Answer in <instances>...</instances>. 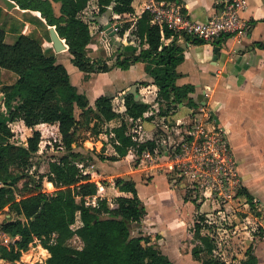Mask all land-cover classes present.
I'll list each match as a JSON object with an SVG mask.
<instances>
[{"label":"trees","instance_id":"16d2710c","mask_svg":"<svg viewBox=\"0 0 264 264\" xmlns=\"http://www.w3.org/2000/svg\"><path fill=\"white\" fill-rule=\"evenodd\" d=\"M13 1L22 10L39 12L46 24L54 27L67 46L72 64L86 75L106 72L114 67L128 69L135 62H144L147 76L158 88L157 101L161 114L175 109L180 103L194 106L190 97L194 87L175 83L176 67L184 59L183 48L174 39L169 44L163 43L162 37L176 34L165 26L161 29L152 24L148 12H142L133 25V33L147 47L135 51L132 46L123 45L112 37V55L108 59L93 60L86 52L91 38L88 23L81 17L90 0ZM52 2L59 3V14L55 13ZM96 2L100 13L111 6L116 14H133L139 6V0ZM129 25V22L123 25L120 36ZM185 37L193 43L205 42ZM4 38V31L0 28V67L13 72L16 81L2 86L8 116L0 114V211L7 208L10 216L0 223V229L14 241L0 245V259L17 264L22 252L39 241L48 256L45 264H174L157 245L148 242V237L132 232L135 223L140 222L145 213L133 180L121 177L113 180L114 187L128 195H111L109 199L105 195L98 199L96 206L86 205V197L97 194V185L89 174L79 168L78 162H83L84 157L73 146L77 131L83 126L88 127L91 114L95 118L94 125L120 116L121 110L129 117L137 118L147 111L149 104L136 99L133 94H125L113 105L112 96L100 95L91 107L86 96L71 83L64 65L56 61L54 53L43 51L38 39L20 34L10 44ZM220 41L217 40L218 43ZM14 101L17 103L13 105ZM76 109L80 111L78 117ZM5 118L10 121L20 119L27 127L40 123L56 124L65 153L51 160L48 171L39 177L28 174L25 169L31 155L38 151L41 134L33 130L26 139V145L12 142L13 133ZM125 128V123H121L113 130L118 141L115 150L119 157L126 155L128 147L134 144L125 135ZM144 145H140L138 151ZM147 145L152 146V143ZM108 159L118 158L110 156ZM44 177L52 183V192L42 189ZM21 179H25L24 192L17 197L14 186ZM241 193L252 206V196L247 190L242 188ZM192 201L197 206L196 201ZM205 220L199 215L193 225V232L200 243L193 247L192 255L202 264H225L213 256L212 238L201 233L207 228ZM53 235L54 241L51 240ZM73 236L80 239L81 247L70 244ZM24 256L30 257L28 253ZM256 262L253 248L249 246L240 264Z\"/></svg>","mask_w":264,"mask_h":264},{"label":"crops","instance_id":"0c3cea01","mask_svg":"<svg viewBox=\"0 0 264 264\" xmlns=\"http://www.w3.org/2000/svg\"><path fill=\"white\" fill-rule=\"evenodd\" d=\"M11 1L15 3V6L7 10L0 0L2 9L0 28L4 31V40L11 44L18 35L25 34L38 39L43 51L52 52L55 56H58V53L67 54L68 63L61 64L66 68L69 77L72 72L71 83L79 93L86 96L91 107H94V100L100 95L112 96V104L115 105L135 85L138 99L149 104L146 112L158 110L159 116L168 117L171 124L168 130L172 136H177L178 132H182L187 127L193 109L203 103L210 109L215 123L223 127L226 132L232 153L237 160L243 188L252 196L253 203L250 206L244 194L239 199L243 205V214L231 215L233 219L230 224L233 226L231 233L222 226L218 227L217 224L219 238L212 240L213 256L221 259L225 264H230L229 257L236 264H240L245 258L246 249L252 246L257 260L256 264H264V190L260 186V183L264 181V0L247 1L242 16L248 21L249 28L239 41L223 38L219 43L217 41L193 43L180 35L162 37L164 44H169L174 39L183 48L184 59L176 67V85L190 84L194 87V91L190 94L194 106L180 103L175 109L165 114H161L160 104L157 101L158 88L147 76L144 62H135L128 69L114 67L106 72L86 75L72 64L67 48L60 52L53 49L50 37L47 39L44 35L46 27L49 30L50 26L46 24L39 12L22 10L15 1ZM141 1L139 0L136 13H133L136 18L140 13ZM173 1L193 21L206 20L218 11L224 2V0ZM52 5L55 13L59 14V3L52 2ZM89 11L92 13L89 14ZM115 14L111 6L105 12L100 13L96 0H90L88 6L81 12V17L87 21L89 30L96 34V36H91L86 46L87 55L91 59L110 57L107 53V46L100 40L99 33L108 23L115 21L124 20L125 23H130L129 38L133 41L130 46L135 48V51L147 47V44L133 33L135 24L133 16L123 14L120 20H115ZM86 15L90 17L86 18ZM110 35L114 36L112 33ZM98 47L102 49L101 54L98 53ZM215 47H218L217 52L214 50ZM107 62L111 64V61ZM15 81L16 75L13 72L0 67V114L5 117L8 116V107L2 86ZM141 81H147V83L139 84ZM204 91L208 92V98L203 96ZM12 103L14 105L17 102ZM120 114L104 123L109 127L108 135L111 138L108 142L110 156L118 158L111 160L110 163L116 164L127 160L128 168L105 169L107 164L101 163L97 167V160H93L86 173L91 175L95 182H100V180L108 182V187L105 189L108 199L111 195H128L114 187L113 180L116 177L133 180L138 197L145 209L140 222L133 226V234L148 237V242L157 245L174 264H202L201 260L194 259L192 255L193 247L200 243L193 232V225L199 215L205 217L206 223L213 224L216 222L215 214L223 216L227 208L212 206L213 203L208 200L191 198L189 200L183 195L182 183L171 182L168 174L161 169H148L143 164L130 165L137 161L133 150H127L126 155L119 157L115 150L116 139L113 136V130L121 123L128 122V115L123 110ZM153 118L154 115L142 117L143 136L150 139L147 143L152 144V139H156L159 134L162 135V131L165 130V127L159 128L161 126L155 125L151 121ZM5 121L9 127L13 123L22 124L30 133L37 130L42 136L45 135L40 130L42 127L47 130L54 127L58 132L56 124L40 123L34 127H27L20 119L10 121L5 118ZM11 131L13 132L12 129ZM59 136L61 137L60 134ZM164 136H166L165 133ZM21 144L26 145V141ZM36 153H41V150L39 149ZM47 184L52 185L49 181ZM192 200L197 202V206ZM208 203L211 207L205 209L204 206ZM0 216V223L10 216L7 208L0 211ZM254 226H258L257 231ZM38 246L46 251L41 244ZM0 264L10 263L0 259Z\"/></svg>","mask_w":264,"mask_h":264},{"label":"built area","instance_id":"2783aa9c","mask_svg":"<svg viewBox=\"0 0 264 264\" xmlns=\"http://www.w3.org/2000/svg\"><path fill=\"white\" fill-rule=\"evenodd\" d=\"M248 0H224L218 11L204 21H193L181 10L174 1L142 0L139 16L146 11L150 14V22L161 29L165 26L180 36L202 39L205 42H215L223 38L237 41L245 35L249 28L248 21L242 16ZM127 14V13H124ZM132 15L134 19L136 16ZM123 14H115V20H120ZM125 21L108 23L99 33L100 40L107 46V53L112 55L111 38L115 37L123 45H132L129 30L123 29ZM91 36L95 35L90 30ZM203 96L208 98V92ZM158 110L144 112L142 116L132 118L128 116L125 123V135L130 137L133 145L127 150L135 152V159L139 165L146 168H157L164 171L173 183H182L186 197L203 200L209 199L225 207L232 201L239 200L243 194V183L238 171L237 160L234 157L223 127L215 123L214 117L205 104L192 110V116L187 127L172 136L168 130L171 124L167 116H159ZM154 115L151 120L155 125L165 127L162 135L156 136L152 146L147 145L150 139L144 138V123L142 117ZM162 130V129H161ZM164 133L166 136H164ZM113 136H115L113 134ZM118 144V141L115 142ZM145 144L138 151V147ZM85 173V172H84ZM97 194L86 197V205L96 206L101 191L105 186L96 182ZM55 235L52 237L54 241ZM14 241L0 229V245H8Z\"/></svg>","mask_w":264,"mask_h":264},{"label":"rangeland","instance_id":"374dc122","mask_svg":"<svg viewBox=\"0 0 264 264\" xmlns=\"http://www.w3.org/2000/svg\"><path fill=\"white\" fill-rule=\"evenodd\" d=\"M91 13L92 11L91 12L89 11V14ZM87 16L89 15H86V18L90 17V16L89 17ZM47 30L48 29L46 27L44 31V35L47 39H49V34ZM89 51H91V48H89ZM101 52H102L101 47L100 48L98 47V53L101 54ZM66 55L62 53H58V56H56L57 61L63 64H67L69 59ZM70 78L71 80L73 79L72 72L70 74ZM79 114H80V111L76 109L75 115L78 117ZM90 118L92 119L88 127L83 126L82 128H79V130L77 131L76 142L73 145L75 150L81 152V154L84 157L83 162H78V165L81 171L86 173L89 170L90 164L93 162V160H97V163H98V164L96 163L97 167L101 163H103V164H107L105 165V169L106 168L110 170L119 169V168L127 169L129 166L127 160L120 161L116 164H111L110 163L111 160L108 159L111 155L110 145H108V142H110V139H111L108 135L109 134L108 125H106L104 122L103 123L98 122L96 123V125H94L95 118H93L92 114L90 115ZM10 128L13 130L12 132L13 137H11L10 140L15 141V143L17 144H21L22 142L25 143L26 138L31 135L30 131H28V129H26L22 124L13 123L10 125ZM40 130L45 134L44 136L41 135L40 141H39L38 150L40 149L41 153L37 154L35 152L34 154H32L31 157L29 158V165L25 169L26 172H28V174H32L33 176L35 175V177H39L41 174L46 173L48 171V163L51 160L58 159L60 155L65 153V149H64V146L62 145L61 137L59 136L58 132L56 131L54 127L50 128V130H47L45 127H42ZM101 142H103V144H101ZM100 161H103V162H100ZM137 164H138L137 161L130 163V165H134V166H136ZM135 176L138 177L137 174H135ZM91 179H92V176H91ZM169 180L171 181L170 177H169ZM24 182H25V179H21L14 186V192L17 197H20V195H22L24 192L23 191ZM100 182L105 186V189H106V187L108 186V182L106 180H100ZM139 184L141 186L140 182ZM260 186H261V189L264 190V181L260 183ZM42 189L45 192H51L54 190V187L51 184H47L45 177L42 180ZM183 189L185 190V188ZM105 192L106 190L104 192L101 191L100 196H104ZM183 195L184 197L186 196L184 191H183ZM204 197L209 198L208 201L213 203L212 206L216 205L217 208H219V206L222 207L221 206L222 204H218L217 201H213L212 198L207 197V196H204ZM186 198H189L190 200L189 196H187ZM203 200H207V199L204 198ZM242 206L243 205H242L241 200H235L227 204L226 206L227 210L224 211L223 213L224 215L222 216L220 214H217V215L215 214L216 222L213 224L206 223L207 228L206 230L203 229L201 231L202 234H206L210 238H212V240H216V238H219L218 229L216 228V226L218 225H219L218 227L222 226V228H225L227 231H229V233H231L232 232L231 229H233V226L230 225L233 220L231 215L234 213H237L238 215L243 214ZM207 207L209 208L211 207L209 203L204 206L205 209H207ZM222 208H224V206ZM0 220H1V216H0ZM254 227H255V230L257 231L258 226H254ZM38 244H40L39 241H36V243H34L33 245H30L26 251L22 252L20 259L17 261V264H45L48 256L45 255L44 253L45 251H43L42 248L38 246ZM70 244L78 248L82 246V242L77 236H73L71 238ZM26 253L30 255L29 258H26V256H24V254ZM229 258H228V262L230 264H236L232 259H229Z\"/></svg>","mask_w":264,"mask_h":264},{"label":"water","instance_id":"95a60500","mask_svg":"<svg viewBox=\"0 0 264 264\" xmlns=\"http://www.w3.org/2000/svg\"><path fill=\"white\" fill-rule=\"evenodd\" d=\"M4 6L6 7L7 10H10L12 7L15 6V3L12 2L11 0H2ZM49 37H50V41L52 43L53 49L56 52H60L64 49L67 48L64 40L62 38L59 37V35L57 34L56 30L54 29V27L50 26L49 30ZM214 50L217 52L218 51V47H215ZM127 94H133L135 96L136 99H138V95L136 92V86L133 85L127 92Z\"/></svg>","mask_w":264,"mask_h":264}]
</instances>
